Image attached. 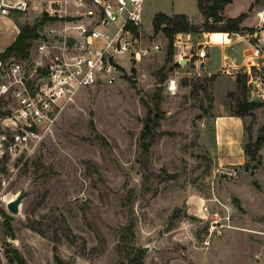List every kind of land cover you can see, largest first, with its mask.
<instances>
[{
	"label": "rangeland",
	"instance_id": "1",
	"mask_svg": "<svg viewBox=\"0 0 264 264\" xmlns=\"http://www.w3.org/2000/svg\"><path fill=\"white\" fill-rule=\"evenodd\" d=\"M158 2L165 10H197L196 0ZM243 4L234 0L227 11ZM254 6L264 0H254L246 16ZM223 9L220 22L192 16L196 33L225 26ZM23 14L22 23L40 19ZM15 24L0 18V48ZM240 26L238 33L256 36L255 26ZM178 33L169 59L167 38L154 33L146 15L143 43L160 48L123 69L115 83L81 90L34 154L17 160L9 196L26 195L17 214L0 212V264H16L12 248L28 264H57L54 254L67 264H264V142L255 161L241 149L234 121L223 125L220 142L216 133L218 117L237 110L242 69L192 75V62L180 64L175 54ZM172 76L174 92L166 88ZM262 99L240 117L242 147L261 135ZM148 110L164 116L144 150Z\"/></svg>",
	"mask_w": 264,
	"mask_h": 264
},
{
	"label": "built area",
	"instance_id": "2",
	"mask_svg": "<svg viewBox=\"0 0 264 264\" xmlns=\"http://www.w3.org/2000/svg\"><path fill=\"white\" fill-rule=\"evenodd\" d=\"M145 1L0 0V16L15 11L40 16L26 54L0 57L1 209L6 210L11 199L14 165L34 154L79 92L115 83L123 77V69L133 67L152 48H160L143 43ZM245 39L252 52L234 68H241L248 79V99L263 100L264 41L250 34ZM208 46L181 42L178 62H192L191 73L199 76ZM176 86L177 77H169L167 90L174 92ZM11 158L15 162L9 170Z\"/></svg>",
	"mask_w": 264,
	"mask_h": 264
},
{
	"label": "trees",
	"instance_id": "3",
	"mask_svg": "<svg viewBox=\"0 0 264 264\" xmlns=\"http://www.w3.org/2000/svg\"><path fill=\"white\" fill-rule=\"evenodd\" d=\"M257 1V0H255ZM232 2V0H197V7L199 12L206 17V19H212L214 22H220L224 18L220 14V11L225 5ZM246 17V13H241L235 17H228L226 19L227 24L222 27L214 26L213 24L207 25V29L204 31L213 32H238L244 29L240 24ZM45 18V17H44ZM152 27L154 33L162 32L168 41V58L171 59L174 46V35L178 32H197L199 31V26L192 23L189 16L183 13L167 15L163 12H157L152 19ZM36 24L30 25L28 23L23 24L18 34L16 35L14 41L9 45L3 52L0 53V57H5L10 54H15L17 56H24L26 54L25 49L28 46L30 40L36 36L35 33ZM245 74H239L236 76V82L238 87L241 89L242 96H238L236 99L237 110L234 115L239 117H244L249 112H251L256 107L261 106V104L254 100L248 99V91L246 84ZM247 91V95L245 93ZM156 104H158L159 96L155 98ZM164 114L159 111H155L152 116V111L148 110L146 116L143 118V128L140 133V138L144 142L150 136H152L153 127L156 126L159 121L163 118ZM244 127V126H243ZM246 129V128H245ZM261 135H258L255 141L245 143L242 147L243 152L250 158V160L258 159V150L264 142V125L261 127ZM149 146V141L143 143L144 150H147ZM259 162V160H257ZM256 165L252 168L256 169ZM0 212L4 213V210L0 208ZM11 258L16 262V264H28L24 257L18 252L17 249L12 248ZM54 259L57 264H67L62 261L56 254H54Z\"/></svg>",
	"mask_w": 264,
	"mask_h": 264
},
{
	"label": "crops",
	"instance_id": "4",
	"mask_svg": "<svg viewBox=\"0 0 264 264\" xmlns=\"http://www.w3.org/2000/svg\"><path fill=\"white\" fill-rule=\"evenodd\" d=\"M234 0L227 5L224 6L223 9V15L227 17H235L238 16L241 13L249 12L248 8L252 5L254 0H243V9L236 13H230L227 11V8L230 4H232ZM197 4V0H196ZM252 13L250 16H246L243 20V26H255L256 31L255 34L258 38L264 41V6H254L252 8ZM157 12H163L167 15H173V14H179L183 13L189 16L190 20L192 16H198L200 14L199 9L197 7L196 12H187L186 10H175L174 8H171L170 10H165L161 6H159L158 0H146L144 4V10H143V21L144 18H146V15H149L152 19L154 15ZM20 15H24L20 12H11L9 15H2L0 18L10 16L15 21V26L12 25L10 31L7 33V36L5 37L3 43L4 46L0 48V53L3 52L11 43L14 41L16 35L19 32L20 27L28 22L22 23L20 19ZM17 16V17H16ZM30 24V23H28ZM31 25V24H30ZM153 28V27H152ZM152 30V29H151ZM223 36L219 39L221 42L212 40V36L217 35ZM179 40L176 41L175 46L176 47V55L179 50V45L181 42L184 43H208L209 46L207 47V53L208 56L205 59L203 66L201 68V74L205 75H211L214 72L224 71L223 64L228 65L226 69H233L235 66L239 65L240 62H242L247 55H249L252 50L251 46L249 44V41L245 39V34H240L238 32H202V33H196V32H179L177 34ZM228 40V41H225ZM185 51H188V47L185 48ZM232 51V52H231ZM187 60H184V62H180V64H184ZM248 61H250L248 63ZM251 63V59H247V64ZM235 69V68H234ZM233 77V76H232ZM234 121L236 124V130L239 126L240 130V147L242 149V141L244 137L243 132V120L236 115H227V116H221L218 117L216 121V133L218 136V141L220 142L221 139V133L224 129V126L226 122L228 121ZM236 132V131H235ZM243 150V149H242Z\"/></svg>",
	"mask_w": 264,
	"mask_h": 264
},
{
	"label": "water",
	"instance_id": "5",
	"mask_svg": "<svg viewBox=\"0 0 264 264\" xmlns=\"http://www.w3.org/2000/svg\"><path fill=\"white\" fill-rule=\"evenodd\" d=\"M26 195V193H21V194H18L14 197H12L6 207H7V210L11 213H15L17 214L19 212V207H20V204H21V200L22 198Z\"/></svg>",
	"mask_w": 264,
	"mask_h": 264
}]
</instances>
